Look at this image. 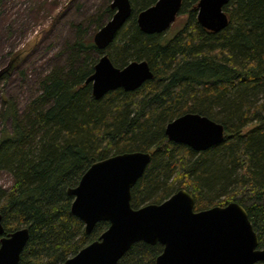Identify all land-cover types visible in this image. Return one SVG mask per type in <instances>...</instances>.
Masks as SVG:
<instances>
[{"label": "trees", "instance_id": "16d2710c", "mask_svg": "<svg viewBox=\"0 0 264 264\" xmlns=\"http://www.w3.org/2000/svg\"><path fill=\"white\" fill-rule=\"evenodd\" d=\"M112 1L87 24H73L64 61L39 74L24 109L3 96L0 170L12 182L0 186V213L6 232L29 228L19 264H62L98 239L109 222L87 234L68 189L92 163L136 150L152 156L132 188L133 207L181 188L194 196L195 210L237 201L264 247V0H229L220 31L198 21L200 0H183L179 15L186 17L174 33L144 32L138 14L157 0H130L132 15L99 48L89 24L101 28L115 13ZM104 53L120 68L146 60L154 76L135 90L96 98L86 80ZM186 112L224 124L225 140L201 151L169 140L167 124ZM162 251L159 242L139 241L117 264H155Z\"/></svg>", "mask_w": 264, "mask_h": 264}, {"label": "water", "instance_id": "95a60500", "mask_svg": "<svg viewBox=\"0 0 264 264\" xmlns=\"http://www.w3.org/2000/svg\"><path fill=\"white\" fill-rule=\"evenodd\" d=\"M229 0H200L198 21L220 31L228 24L224 6ZM183 0H157L139 12L137 21L146 33H164L177 19ZM113 16L94 34L99 48H106L132 15L130 0H113ZM154 73L146 60H133L120 68L104 53L88 77L93 95L127 91L142 86ZM224 124L197 112H186L166 126L169 140L195 150H206L225 140ZM150 151H128L98 160L84 172L77 186L71 211L91 233L100 221L109 226L98 239L81 248L62 264H117L139 241L161 243L155 264H258L264 263V247L245 207L231 201L195 210V198L185 188L160 203L132 206V188L151 160ZM0 213V264H19L30 238L28 227L6 232Z\"/></svg>", "mask_w": 264, "mask_h": 264}, {"label": "rangeland", "instance_id": "374dc122", "mask_svg": "<svg viewBox=\"0 0 264 264\" xmlns=\"http://www.w3.org/2000/svg\"><path fill=\"white\" fill-rule=\"evenodd\" d=\"M109 0H0V110L3 96L24 109L39 74L64 61L61 51L74 38L73 24L102 11ZM185 14L178 15L165 33L181 27ZM109 20V19H108ZM107 16L105 23L108 21ZM104 23V24H105ZM103 24V25H104ZM99 27L89 24L94 36ZM0 116V136L4 127ZM12 123L7 121V129ZM12 176L0 170V186L8 187Z\"/></svg>", "mask_w": 264, "mask_h": 264}]
</instances>
